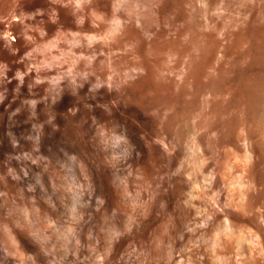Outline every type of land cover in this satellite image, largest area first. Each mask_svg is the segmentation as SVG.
Here are the masks:
<instances>
[{
  "label": "rangeland",
  "instance_id": "obj_1",
  "mask_svg": "<svg viewBox=\"0 0 264 264\" xmlns=\"http://www.w3.org/2000/svg\"><path fill=\"white\" fill-rule=\"evenodd\" d=\"M261 38L264 0H0V260L264 264L261 101L229 106L246 75L264 89ZM216 90L242 124L204 135L191 193L184 127Z\"/></svg>",
  "mask_w": 264,
  "mask_h": 264
},
{
  "label": "bare ground",
  "instance_id": "obj_2",
  "mask_svg": "<svg viewBox=\"0 0 264 264\" xmlns=\"http://www.w3.org/2000/svg\"><path fill=\"white\" fill-rule=\"evenodd\" d=\"M262 39H264V38H261V40H262ZM263 41H264V40H263ZM263 41H261L262 43H260L262 46H264V45H263V44H264ZM262 48H264V47H262ZM260 49H261V47H260ZM248 50H249V48H248ZM248 50H247L246 53H248ZM263 50H264V49H263ZM243 51H244V50H242L241 52L244 53ZM259 52H261V50H259ZM259 52H258V53H259ZM242 53H238V55H239V54L244 55V54H242ZM249 53H250V52H249ZM256 53H257V52H256ZM256 53H255V54H256ZM259 54H260V53H259ZM261 54H263V53H261ZM246 55H247V54H246ZM263 55H264V54H263ZM260 56H261V55H259V57H260ZM243 57H244V56H242V58H243ZM263 57H264V56H262L261 58H263ZM236 58H237V56H236ZM236 58H235V59H236ZM238 58H240V57H238ZM235 59L232 60V61H235ZM236 60H237V59H236ZM239 60H242V59L240 58ZM200 61H201V60H200ZM204 61H205V60H204ZM202 62H203V61H201V64L199 63L200 65L198 64V65L200 66L201 69L196 67L198 70L196 69L195 71L198 72V71L200 70V72L203 73L204 67H205V65L207 64V62H203V64L205 63V65H203V67L201 66V65H202ZM239 63H240V62H239ZM208 64H210V63H208ZM234 64H236V61H235ZM234 64H232V65H234ZM232 65H231V67H232ZM240 65H241V64H240ZM263 65H264V64H263ZM208 66H209V65H206V68H208ZM210 67H211V66H209V69H210ZM220 67H221V66H220ZM231 67H230V68H231ZM236 67H237V64H236ZM236 67H234V68H236ZM262 67H264V66H262ZM262 67H260V70H261V69H264V68H262ZM202 68H203V70H202ZM252 68H253V67H252ZM225 69H226V68L221 67L220 74H222L221 71L224 72L223 70H225ZM228 69H229V68H228ZM232 69H233V67H232ZM236 69H237V68H236ZM226 70H227V69H226ZM226 70H225V73H224V74H226V76H227L229 73L227 74L226 72H228V71H226ZM230 70H231V69H230ZM237 70H238V69H237ZM258 70H259V68H258ZM260 70H259L258 73H256V71H257V69H256L255 74H256V75H257V74L259 75V74L261 73ZM244 71H245V72H248V70L246 71L245 69H244ZM197 72H196V74H198V75H197L198 78H197L196 74H195V77L197 78V81H198V82H197V83H198L197 85H199V84H200L199 81L202 80V79H201V75H203V74L200 75V72H199V73H197ZM207 72H208V71H207ZM212 72H213V71H212ZM217 72H219V70H217ZM241 72H242V71H241ZM241 72H240V73H241ZM204 73H205V72H204ZM207 74L209 75V73H207ZM217 74H218V73H217ZM233 74H234V73H233ZM241 74H242V73H241ZM241 74H240V76H241ZM244 74H247V73H244ZM244 74L242 75L243 77H244ZM248 74H249V76L254 75V70H253V73L250 74V72H249ZM262 74H264V71H263V70H262ZM229 75H230V74H229ZM229 75H228V76H229ZM234 75L238 76V74H234ZM256 75H255L254 77H256ZM205 76H206V75H205ZM211 76H212V75H211ZM211 76H210V79H211ZM220 76L222 77L223 75H220ZM226 76H224V77H222V78L225 79V78H227ZM230 76H231L232 79L234 78V77H232V75H230ZM230 76H229V77H230ZM242 76H241V77H242ZM246 76H247V78H246L247 81L244 79ZM246 76L242 79V80L246 81V83H245L244 81H242V80H241L242 83H240L239 81H236V80H239L237 77H236V80H234L235 78L233 79L234 81L237 82V84H236L235 82H233V83H235L238 87H239L241 84H243V82H244V84H245L244 87H246V89L243 87V85H242V87L240 86L239 88H237V90L240 89V91H241V92H240V95L238 94V96H241V93H243L244 96H242V98H243V97H248V98H245V99H242V100H241V97H238V96H237V97H238V99L240 98V99H239L240 101H243V100L246 101V100L248 99V102H249V103L254 102L257 98L260 99L259 101H261V103H260V106H258L260 109L257 108V103H254V106H253V104H252V105H250V104H245V103H247V102H244V101H243L244 104L241 103V105H239L238 102H240V101H238L237 98H236V100H235V97H236V96H235L234 94L237 95V93H235L236 90H235V89H232V90H231V87H230V85H229V84H232L231 82L228 83V84H226V83H227V82H226V83H225L226 85H224V87L227 86L228 89L230 88V90L234 92V93H233V96H235V97H234V98L232 97V92H231V95H230V98H231V99L228 98L229 96L226 97L227 95L230 94V93H229L230 91H227L228 89L226 90L227 87H225L224 89H225L226 92H228V93H225V94H227V95H225L224 97H225L226 99L228 98L231 102H232L233 99H234V101H236V102L238 101L237 103L235 102V103L237 104L236 107L234 106L235 104H233V102H232L231 104H229V106H231V107H232V105H233V107H232L233 110L236 109V108L238 109L237 106H241V110H242V107H244L243 105H246V106L244 107V108H247L246 110L244 109V110L246 111L245 114H247V112H248V114H247L246 117L243 116V115H244L243 112H245V111H243V110H242V111L240 110V112H238L237 109H236L235 114H237V113H241V114H242V113H243L242 115L240 114V115H241V118H240V119H242V116H243V118L246 119V120H245V119H243V120H245V122H249V123H250V120L253 121V119H254V117H255V116H254V113H255L256 110H254V112H253V111H252L253 109H252V110H251V108L249 109L248 106L255 107V104H256V109H258V113H257V111H256V114H255V115H257V118L255 117L256 119H254V120H255V122L258 121L257 126H258V127L260 128V130H261V131L258 130L259 128L257 129V130L259 131V133L263 131L262 133L264 134V89L261 88L262 91L259 90L260 87H259V85L256 84V85L258 86V90H259L260 92H259V93L257 92L258 90H257V88H256V86H255V89H254V90L257 92L258 95L256 94L255 91H254L255 94L253 95V92H252V89H253V88H252V82H250V81H252V80H250V79H252L253 77L251 76L252 78H250V77L248 78V75H246ZM260 76H261V74H260ZM260 76H258V77H260ZM203 77H204V76H203ZM214 77L217 79V77H216L215 75H214ZM214 77H212V79H215ZM229 77H228V78H229ZM258 77H256L255 79L257 80ZM222 78H221V79H222ZM228 78H227V79H228ZM263 78H264V75H263ZM263 78H262V79H263ZM205 79H207V77H205ZM224 79H222V80H224ZM255 79H253V83H254V81H256ZM222 80L220 81L221 84L224 83ZM228 80H230V79H228ZM259 80L264 82V80H261V78H260V79H258V81H257L258 84H259ZM208 81H209V79H208ZM208 81H207V82H208ZM210 81H211V84H212V80H210ZM215 81H216V80H215ZM224 81H226V79H225ZM231 81H232V80H231ZM207 82H205V83H207ZM213 82H214V80H213ZM216 82H217V81H216ZM216 82H214V84H217ZM222 82H223V83H222ZM228 82H229V81H228ZM263 82L260 83V85H261V84L263 85ZM201 83H202V84H200V85L202 86L204 82L202 81ZM205 83H204V85H205ZM220 83H219V86H221ZM239 83H240V85H239ZM207 84H209V82H208ZM235 84H233L232 87H233V86H236ZM200 85H199L198 87H200ZM209 85H210V84H209ZM212 85H213V84H212ZM212 85H210V86H211V87L215 86V85H213V86H212ZM237 86H236V87H237ZM215 87H216V86H215ZM215 87H214V89H215ZM222 87H223V85L219 88V90L222 91V90H223V89H221ZM261 87L264 88V85L261 86ZM207 88H209V87L207 86ZM207 88H206V89H207ZM233 88H235V87H233ZM241 88H244L245 90L242 91L243 89H241ZM200 89H201V88H200ZM201 90H202V89H201ZM207 90H208V89H207ZM219 90H216V91H218V92L216 93V94H218L217 96H216V94H215V92H214L215 97H217V98H215L214 101H216V99H217V102H219V100H218V98H219L221 104L219 103V104L215 105V103H214V105H213V103H212L213 101L211 102L210 99H214V98L212 97V95H211V93H210L211 98L209 97L208 100H209L212 104L209 103L210 105L207 104L206 107H209V106H210L211 108L209 107L210 110H209L208 108H207V109L205 108L206 110L204 109L203 112H205V114L202 112L203 117H204L206 114L208 115L209 112L207 113V112H206L207 110H208V111H211V109H214V108H212V106H213V107L215 106V108L218 106L217 109H221V108L223 109L224 107H226L225 110H228V108H229V107H228V103H229L228 101H229V100H228V99H227L228 101L225 100V101H226V102H225V105H226V106H224V105L221 106V105L224 103V101L222 102V100H221L222 97L220 98V96H223V95H219V94H223L224 92L222 91L223 93H221ZM246 90H247L248 92H247ZM210 91L212 92V91H213V88L210 89ZM236 92H238V91H236ZM244 92H246V94H244ZM247 94H248V95H247ZM245 95H246V96H245ZM218 96H219V97H218ZM256 97H257V98H256ZM207 98H208V97H207ZM232 98H233V99H232ZM258 99H257V100H258ZM257 100H256L255 102H259V101H257ZM209 101H208V102H209ZM208 105H209V106H208ZM219 105L221 106V108H219ZM227 107H228V108H227ZM198 109L201 110L202 108H201V109L198 108ZM198 109H197V111L199 112ZM222 109H221V110H222ZM229 109H230V108H229ZM232 109H230L229 111H233ZM248 110H250L251 112H253V114H252L253 116H251V118H253V119L247 120V117H249V114H250V111H248ZM201 111H202V110H201ZM212 111L214 112V110H212ZM219 111H220V110L216 111V109H215V113L210 112V113H212L213 115H211V114L209 113L208 116L206 115L207 117L205 116L206 119H207V118H209V119H214V118H216V116H218V115L216 114V112H217L218 114H219L220 112H224V113H226V114H225L226 116H225L223 113H222V116H221V117H223V118H224V116H225L226 119L224 118V120H223V118L219 117L220 119H219V118H216V119H218V120L214 119V121H213V120H210V121H207V120H206V121H205V119H204L202 116H200L201 114L199 115V113L197 112V113H194V114H193V116L191 117V119H190V117L188 118V119H189V120H188L189 122L186 121L187 124L185 123V124H186V127H184V128H187V130H188L186 133H188L189 138H190V137L192 138L191 145L188 143V145H185L186 148L184 147V149H183V151H182L183 154L185 155L184 157H187V159H189V165H190V172H189V174H190V176H191V180H192L191 193L194 192L193 188L195 187V183H197V179H198V167H202V166L199 165V159H200L199 156L201 155V154L199 153V152H201V151H200V148H202V147L204 146L203 143H205V147H206V143H207V141L209 140V138L211 137V136H209V135H212V134H210V133H214V135L216 134V133L214 132L215 130H213V129H215V126L218 125L217 123L219 122V120H221V121L219 122V124L221 123L220 125H222L221 129L224 127V128H225V131H226V128H227V126H228L226 132L223 130L224 128L222 129V130H223V131H222L223 133L221 132V134H223V135H225L224 132L227 133L226 135H228V133H229L228 130H231L232 128L237 129V127H240V125H238V123H239V124H242L241 122H238V121H239V118H238L236 115H234V112H232L233 114H231V112H229L228 115H227V112L224 111V109H223V111H220V112H219ZM195 112H196V111H195ZM214 114H215L216 116H215ZM220 114H221V113H220ZM230 114H231V115H230ZM229 115H230V116H229ZM237 115H238V114H237ZM240 115H239V117H240ZM209 116H210L211 118H210ZM213 116H215V117H213ZM219 116H220V115H219ZM227 116H229V117H227ZM209 119H208V120H209ZM222 120H223V121H222ZM243 120H242V122H244ZM256 120H257V121H256ZM174 121H175V116H174V115H170L166 120H164V121H160V122H159V124H160V126H159V127H160V133H161V132H166V133H167V132H171L172 129H173ZM215 121H216V124H215ZM240 121H241V120H240ZM222 122H223V123H222ZM237 122H238V123H237ZM224 123L226 124V126H223ZM253 123H254V122H253ZM185 124L183 123V125H185ZM236 124H237V126H236ZM183 125H181V126L183 127ZM243 125H245V126L247 127V129L249 130V128H250V126H248L249 124L246 125V123H244ZM243 125H242V126H243ZM253 125L255 126V124H252V123H251L250 131H251ZM259 125H260V126H259ZM218 126H219V125H218ZM235 126H236V127H235ZM182 127H180V130H181V131L183 130ZM216 127H217V126H216ZM246 127H244V128H246ZM248 127H249V128H248ZM255 127H256V126H255ZM181 128H182V129H181ZM229 128H230V129H229ZM241 128H243V127H241ZM234 129H232V130H234ZM238 129H239V128H238ZM180 130H179V133L181 132ZM185 130H186V129L183 130L184 132H183L182 135L184 136V134H185V136L187 137L188 135H186ZM232 130H231V131H232ZM242 130H243V129H242ZM242 130H240V131H242ZM245 130H246V129H244V131H245ZM211 131H213V132H211ZM217 131H218V130H216V132H217ZM219 131H220V128H219ZM234 131H235V130H234ZM234 131H233V132H234ZM244 131H243V133H244V135H245V133H246L247 130H246L245 132H244ZM250 131H248V132H250ZM233 132H232V134H233ZM236 132H237V130H236ZM160 133H158V134H160ZM205 133H207V134H205ZM250 133H251V132H250ZM262 133L260 134L261 137H262ZM180 134H181V133H180ZM180 134H179V135H180ZM208 134H209V135H208ZM230 134H231V133H230ZM230 134H229V135H230ZM232 134H231V135H232ZM235 134H236V133H235ZM237 134H238V133H237ZM182 135H181V136H182ZM204 135H208V136H209V137L207 136V137H208V140H207V137L204 136ZM223 135H222V136H223ZM226 135H225V136H226ZM185 136H184V137H185ZM215 136H216V135H215ZM215 136H214V137H211V138L214 140ZM241 136H243V134H242ZM245 136H246V135H245ZM260 136H259V137H260ZM184 137H182V138L184 139ZM186 137H185V141H186ZM261 137H260V138H261ZM202 138H204V139L202 140ZM205 138H206V142L204 141ZM211 138H210V139H211ZM260 138H259V139H260ZM263 138H264V135H263L261 141H263ZM130 139H131V141H132V148H133V149L135 148V146H136V147H141V145H142V141L140 140V138H139V136H138L137 133H131V134H130ZM259 139H258V141H259L258 143H259V146H260V143H263L264 141L261 142ZM188 140H189V139H188ZM188 140H187V141H188ZM181 141H182V139H181ZM183 141H184V140H183ZM185 141H184V142H185ZM203 141H204V142H203ZM201 142H203V143L201 144ZM209 142H211V146H210V148H213V147H212V141H209ZM209 142H208V145H209ZM186 143H187V142H186ZM208 145H207V146H208ZM261 145H262V144H261ZM183 146H184V144H183ZM189 146H190V147H189ZM261 147H263V148H260V149H263V150H264V143H263V145H262ZM188 148H189V151H188ZM213 149H214V148H213ZM213 149H211V150H213ZM201 150H207V148H204V147H203ZM213 151H214V150H213ZM213 151H207V152L204 151V155H203V157H205V153H209V152H213ZM262 152H263V151H262ZM262 152H261V154H262ZM199 154H200V155H199ZM210 154L212 155V153H209V155H210ZM263 154H264V152H263ZM211 155H210V156H211ZM200 157H201V156H200ZM205 158H206V157H205ZM201 160H203V159H200V162H203V164H204V166H205L204 161H201ZM204 160H206V159H204ZM205 162H206V161H205ZM200 164H202V163H200ZM202 169H203V168H202ZM200 172H201V171L199 170V174H200ZM193 196H194V193H193ZM194 199H195V198H194ZM128 224H129V225H132V224H133V220H132V219H129V220H128ZM112 232L116 233L117 231H112ZM118 247H119V244H117V243H114V244H113V250H114V251L117 250ZM177 255H178V256H177V258H176L174 264H181V254H180V251H179V250H177ZM110 257H114V254H113V255L110 254L107 258L110 259ZM128 257H129V256H126V259H128ZM8 262H9L8 260H0V264H6V263H8Z\"/></svg>",
  "mask_w": 264,
  "mask_h": 264
}]
</instances>
